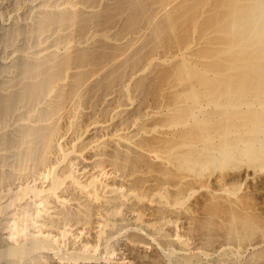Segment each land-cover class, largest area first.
Instances as JSON below:
<instances>
[{
	"label": "bare ground",
	"instance_id": "1",
	"mask_svg": "<svg viewBox=\"0 0 264 264\" xmlns=\"http://www.w3.org/2000/svg\"><path fill=\"white\" fill-rule=\"evenodd\" d=\"M26 2L0 23V164L42 170L15 199L42 226L76 224L68 256L31 242L54 264L100 242L95 264H264V0ZM16 234L0 264H23Z\"/></svg>",
	"mask_w": 264,
	"mask_h": 264
},
{
	"label": "rangeland",
	"instance_id": "2",
	"mask_svg": "<svg viewBox=\"0 0 264 264\" xmlns=\"http://www.w3.org/2000/svg\"><path fill=\"white\" fill-rule=\"evenodd\" d=\"M8 1L9 0H0V23L1 22H5L12 15V11H11V8L9 7ZM30 1L31 0H27L26 3L27 4H28V2L31 3ZM4 167H5V169H1V168H4ZM2 170L4 171V177L2 176L3 175L2 174ZM36 170H38V171H36ZM36 170L34 169V171L32 170L33 172H29L30 174L27 173L26 175H20L18 173V176H17V173H9L10 171H9V168H8L7 165L3 166L2 164H0V172H1L0 173V207L3 209L2 210L0 208V213H1L0 214V234H1L2 237L4 236L2 239H5L6 237H8V238L5 239L6 241H8L9 239L12 238L11 236L13 234L15 236V234L18 232L16 234L17 236L15 238H17V241H20V244L23 247V250H21L22 252H24L23 253L24 259L22 260L23 264H54L53 263V258H51L50 256L46 257L48 255H45V253H42V251H41L43 248L39 250L38 249L39 246L38 245L36 246L35 244H33L31 242V240H30V237L33 234L38 233V232H41V233H43L45 235L46 234H50V238H52V240H54V241H50L46 247L44 246L43 250H46L47 252H49V253H51L53 255L59 253L62 256H68V253L70 251H72L73 248L75 247L74 242L72 241L71 238H73V236L76 235L75 233L70 232L69 229L70 228H74L76 224L74 222L72 223L70 221L69 222L70 224L68 223L69 225L66 224V223H65V225L61 224L63 227L60 226V224H58L56 226V229H55V227L53 228V226L52 227L49 226V228L47 226L44 227V225L42 226V223L40 221L38 222V219L37 220L34 219L36 217L35 216L36 215L35 214L36 213L35 210L37 209V205H33V204H39L40 203V200H39L40 198L34 197L33 194L29 193V194H26V196L22 197L23 198L22 199L23 202L21 201V199L18 200V201L15 200L17 195L19 194L21 188H23L25 186L26 187H28V186H30V187L34 186L35 187V186L39 185L38 183L41 184V182H39V179H40V181L42 180L40 178L42 170H40V169H36ZM13 174H14V176H13ZM34 200L35 201H39V202H35ZM24 203L26 204V206L27 205L28 206L26 207L24 205ZM32 205L34 207L36 206L35 209H34V207ZM31 207H33L34 210H31L32 209ZM24 208H26V209H24ZM23 209H24V211H23ZM26 210H27V212H25ZM28 212L30 214L31 213L34 214L33 216H35V217H32V214L30 215ZM35 220H36V222H35ZM40 223H41V225H40ZM64 226L68 227L69 229L68 228L65 229L66 227H64ZM12 227H14V228L16 227V229H14ZM62 228H64V229H62ZM61 230H63V232L65 230H68V231H66V232H68V234L66 235L67 237L65 236V237L62 238ZM60 232H61V234H60ZM10 234H11V236H10ZM65 239H66V241H65ZM5 240H4V242H5ZM69 240L71 241V243L73 245L69 242ZM49 244H50V246H49ZM116 247H115L116 248L115 250L117 251L119 247L118 246H116ZM97 248H98V250H97L98 251V253H97L98 260L96 262H94V263H87V264H95V263L103 261V258L106 256V254L108 252L107 251V247H106L104 242H100L98 244ZM57 251H58V253H56ZM41 253L44 255V257H43V255H41ZM78 262H79V264H86L82 260H78Z\"/></svg>",
	"mask_w": 264,
	"mask_h": 264
}]
</instances>
